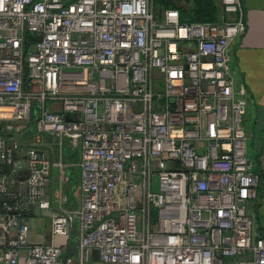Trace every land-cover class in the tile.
<instances>
[{"label": "built area", "instance_id": "2783aa9c", "mask_svg": "<svg viewBox=\"0 0 264 264\" xmlns=\"http://www.w3.org/2000/svg\"><path fill=\"white\" fill-rule=\"evenodd\" d=\"M221 6L231 19L183 24L152 0H0V264H264L249 97L228 53L245 15ZM40 136L81 151L80 208L50 219L52 238L78 223L68 256L30 241L60 165Z\"/></svg>", "mask_w": 264, "mask_h": 264}, {"label": "crops", "instance_id": "0c3cea01", "mask_svg": "<svg viewBox=\"0 0 264 264\" xmlns=\"http://www.w3.org/2000/svg\"><path fill=\"white\" fill-rule=\"evenodd\" d=\"M241 3L244 9L246 30L229 46L228 53L236 83L244 85L248 92L249 105L245 116V126L250 135L248 150L252 159L257 157L255 165L261 176L260 197L257 202L249 204L248 210L256 226L264 231V0H241ZM223 16V20L231 19V16L224 13ZM49 108L59 109L58 105H49ZM0 125L3 124L0 123ZM1 134H6L4 127ZM30 139L29 136L26 137V141ZM36 140L38 146L46 151L48 157L60 165L52 168L51 182L45 191V199L50 204L49 209L40 210L32 207L27 213L26 221L32 232L31 239L40 240L33 241V243L55 244L51 236V217L59 213L61 209L75 211L81 205V151L80 148H70L66 139L40 136ZM18 159L23 164L22 173H18V176L22 177L26 166L21 157ZM43 229L46 232H43ZM77 230L78 223L72 220L70 234L66 237V249L76 243Z\"/></svg>", "mask_w": 264, "mask_h": 264}, {"label": "trees", "instance_id": "16d2710c", "mask_svg": "<svg viewBox=\"0 0 264 264\" xmlns=\"http://www.w3.org/2000/svg\"><path fill=\"white\" fill-rule=\"evenodd\" d=\"M182 4H187L189 9L185 10L182 7ZM152 9L155 17L159 16L158 13L160 12H164L166 10H176L179 13L180 21L183 24H216L220 23L224 19L221 0H152ZM253 161L256 163L257 157H253ZM255 172L259 177L260 186L261 176L257 166ZM71 246H68L66 250H71Z\"/></svg>", "mask_w": 264, "mask_h": 264}, {"label": "rangeland", "instance_id": "374dc122", "mask_svg": "<svg viewBox=\"0 0 264 264\" xmlns=\"http://www.w3.org/2000/svg\"><path fill=\"white\" fill-rule=\"evenodd\" d=\"M182 7L185 10H188L189 9V6L187 4H184V5L182 4ZM162 13L163 12L158 13L159 16H157L156 18H160V16L162 15ZM1 126H2V129H1ZM3 127H4L3 125H0V136L2 135L1 134V130H3ZM1 170L2 171H5L6 169L1 168ZM2 171H0V172H2ZM23 173L25 175L26 171H24ZM151 189H152L153 192H156L157 191V178L156 177H152ZM115 197H116V200H118V201H121V202L124 201L123 200L124 199V184H123V182L120 183L119 186L117 187L116 192H115ZM42 231L43 232H46L44 229ZM66 240H67V238H62V237H54V239H53V241L55 243L54 245L55 246H58V247H61V249L63 251V254H66L68 256V255H71L72 254V251L71 250H68V251L66 250V252H65V245L67 244L66 243ZM30 241L33 242V241H40V240L39 239H30Z\"/></svg>", "mask_w": 264, "mask_h": 264}, {"label": "water", "instance_id": "95a60500", "mask_svg": "<svg viewBox=\"0 0 264 264\" xmlns=\"http://www.w3.org/2000/svg\"><path fill=\"white\" fill-rule=\"evenodd\" d=\"M154 222V221H153Z\"/></svg>", "mask_w": 264, "mask_h": 264}]
</instances>
